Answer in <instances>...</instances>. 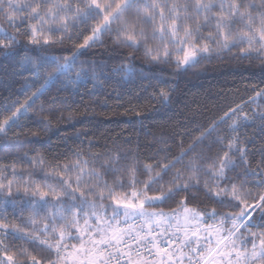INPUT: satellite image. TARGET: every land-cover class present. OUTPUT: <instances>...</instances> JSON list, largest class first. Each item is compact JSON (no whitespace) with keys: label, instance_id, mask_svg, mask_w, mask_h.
I'll return each instance as SVG.
<instances>
[{"label":"snow or ice","instance_id":"snow-or-ice-1","mask_svg":"<svg viewBox=\"0 0 264 264\" xmlns=\"http://www.w3.org/2000/svg\"><path fill=\"white\" fill-rule=\"evenodd\" d=\"M109 40L132 49L110 68L89 58ZM233 48L264 61V0H0V55L19 57L22 89H35L6 106L0 136L21 117L47 122L60 111V92L78 93L89 81L98 87L107 72L165 85L154 95L167 105L174 77ZM54 86L57 95L41 100ZM261 100L264 88L249 98L260 109L252 116H238V105L207 126L153 135L148 163L138 149L120 146L73 150L64 162L24 152L21 160L40 169L41 181L23 178L15 162L0 164V264H264V192L249 187H264V149L253 168L237 135L241 122L259 120L264 131ZM202 199L239 211L190 206ZM4 206L19 211L25 226L7 223ZM9 235L25 243L10 250Z\"/></svg>","mask_w":264,"mask_h":264},{"label":"trees","instance_id":"trees-1","mask_svg":"<svg viewBox=\"0 0 264 264\" xmlns=\"http://www.w3.org/2000/svg\"><path fill=\"white\" fill-rule=\"evenodd\" d=\"M255 2L258 4L259 0ZM4 26L7 27L6 24ZM131 51L129 48L117 47L109 40L90 50L89 58L104 62L110 68L120 64ZM237 53L238 49L233 48L219 56L202 60L196 70L174 77L178 83L167 105L161 104L154 95L156 87L165 85H158L155 80L150 82L138 78L125 81L119 73L112 72L106 73L109 78L103 75L99 77L98 87L94 88L93 82L89 81L80 87L78 93L60 92L57 103L60 111L53 115L46 114L49 115L47 122L37 123L30 117H22L19 126L10 129L6 137L0 136V164L11 165L15 162L18 165L22 162L24 152H28L29 156L43 154L50 162H64L71 158L73 150H82L85 154L89 151L98 153L113 146L134 151L138 149L141 159L148 163V157L155 147H149L153 143V135L168 138L197 123L207 126L229 108L238 105H243L242 113L251 114L249 98L254 95V90L264 88V61L255 56L241 57ZM141 58L142 53H138L137 61ZM18 60L19 57L0 55V118L11 114L5 111L6 106L15 100L23 103L35 90L22 89L24 80L22 75H18L21 72ZM160 67L168 69L173 66ZM193 71H196L195 75ZM162 75L170 76V72L164 71ZM57 87H52L41 100L56 96ZM15 107H19V104L12 107L11 111ZM260 125L259 120L249 121L242 124L237 132L241 146L249 150L248 160L253 168L260 164L261 150L264 149V131H261ZM17 133L19 142L14 139ZM24 162V171H29L33 179L41 181V175L33 170L27 160ZM26 175L29 177L28 172ZM249 187L253 193L264 192V187ZM248 203L254 201L249 198ZM190 206L199 210L215 208L218 213L239 211L238 208L224 207L207 199L193 201ZM4 207L7 223L25 226L19 211L13 215L11 206ZM158 207L166 211L169 209L168 205ZM28 215L29 212L25 210L23 216ZM3 236L0 233V238ZM4 242L12 246L10 250L25 243L10 235ZM40 254L47 255L46 252Z\"/></svg>","mask_w":264,"mask_h":264},{"label":"rangeland","instance_id":"rangeland-1","mask_svg":"<svg viewBox=\"0 0 264 264\" xmlns=\"http://www.w3.org/2000/svg\"><path fill=\"white\" fill-rule=\"evenodd\" d=\"M4 26V25H3ZM5 27V26H4ZM261 105H264V100H261L260 102H259ZM251 107H252V112H251V114L249 115V116H252V114H253V110L255 109V110H260L259 108H258V106H257V104H253V103H251ZM244 113H237V115L239 116V115H243ZM22 118V117H21ZM235 118V117H234ZM229 123H231V121H229ZM241 124H244V122H241ZM24 165H25V162H24V160L20 163V164H18V165H16V170H17V172L18 173H22V177L23 178H27L26 176V174H27V172H28V176H30L29 175V171H24L25 170V167H24ZM35 171L39 174V175H41L40 176V178H43V175H42V173L40 172V169L37 167L36 169H35ZM4 175H6L8 178H13L12 177V175H11V172L9 171V172H6V173H3ZM35 173H32V175H34ZM16 178H21V177H16ZM213 223V221L212 220H207L206 221V225L207 224H212ZM258 229H256V228H253V231H257Z\"/></svg>","mask_w":264,"mask_h":264}]
</instances>
